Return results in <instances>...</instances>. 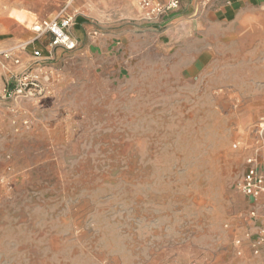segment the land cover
I'll return each mask as SVG.
<instances>
[{
    "label": "rangeland",
    "instance_id": "1",
    "mask_svg": "<svg viewBox=\"0 0 264 264\" xmlns=\"http://www.w3.org/2000/svg\"><path fill=\"white\" fill-rule=\"evenodd\" d=\"M92 1L18 0L14 16L31 30L34 10L76 23ZM95 8L78 48L35 59L72 78L79 111L59 161L35 174L50 176V193L20 216L36 239L24 227L16 246H0V264L217 263L251 210L236 187L246 162L264 166V88H226L219 64L184 73L150 30Z\"/></svg>",
    "mask_w": 264,
    "mask_h": 264
},
{
    "label": "crops",
    "instance_id": "2",
    "mask_svg": "<svg viewBox=\"0 0 264 264\" xmlns=\"http://www.w3.org/2000/svg\"><path fill=\"white\" fill-rule=\"evenodd\" d=\"M16 1H5L0 7V50L13 54L10 59L0 58V246H16L26 226L32 233L31 237L28 234L29 238L36 239L35 223L24 225L20 216H31L37 197L44 199L46 192L50 193V176L46 179L35 174L59 161V153L67 145L68 124L79 111L72 78L63 70L44 66L45 61H36L55 60L58 51L64 50L54 49L48 35H40L15 18ZM143 2H148L150 7L145 9ZM179 2V8L164 12L169 0H95L93 9L89 3L78 8L76 23L64 10L56 17L64 14L73 18L70 34L78 48L86 39L79 30L80 24L87 17L101 18L95 7L106 8L111 19L125 24L135 22L155 34L159 44L172 55L174 63L181 65L184 73L199 69L211 71L219 64L220 72L225 73L223 86L226 88H239V82L252 88H264V0ZM159 9L164 13L158 15ZM150 10H154L155 18L148 15ZM31 14L37 17L36 25L52 20L40 10ZM31 46L41 52L42 58L30 54ZM15 59L20 64H16ZM31 68L50 75L56 72L60 80L50 85L51 93L42 98H7L5 81L9 73H23ZM233 73L235 83L232 82ZM236 95L241 96L240 92ZM24 121L29 122L28 127L23 126ZM59 135L61 139L57 138ZM245 198L246 203L252 205V200ZM233 223V234L242 237L241 244L220 247L221 259L213 264H264V252L253 253L256 231L262 223L250 216ZM239 251L243 253L241 258H238Z\"/></svg>",
    "mask_w": 264,
    "mask_h": 264
},
{
    "label": "built area",
    "instance_id": "3",
    "mask_svg": "<svg viewBox=\"0 0 264 264\" xmlns=\"http://www.w3.org/2000/svg\"><path fill=\"white\" fill-rule=\"evenodd\" d=\"M179 0H169L165 11H170L179 8ZM143 6L149 8L148 2H143ZM163 9L157 10V14L164 13ZM148 15L155 18L154 10H150ZM73 26V18L64 14L52 20H46L34 27L35 31L40 35H48L50 37V45L54 49H62L64 51H73L77 48V42L70 34V29ZM0 56L5 59L13 57L12 51L0 52ZM34 57L39 59L42 57L40 51L34 52ZM16 64H20L18 59H15ZM50 74H45L42 70L29 69L23 73H9L5 81V96L9 99H24L31 100L42 98L47 91L50 93L49 86L53 83ZM24 127L29 126L28 121L23 122ZM237 190L244 196L252 200L249 216L252 219H258L262 224L257 228L256 241L253 247V253L260 255L264 252V166L257 157H251L246 162L245 171L238 179L236 184ZM240 245L241 241H237ZM242 251L238 252L241 256ZM195 264V263H192Z\"/></svg>",
    "mask_w": 264,
    "mask_h": 264
},
{
    "label": "bare ground",
    "instance_id": "4",
    "mask_svg": "<svg viewBox=\"0 0 264 264\" xmlns=\"http://www.w3.org/2000/svg\"><path fill=\"white\" fill-rule=\"evenodd\" d=\"M30 1V0H29ZM30 3V2H29ZM26 15V14H25ZM23 16H24V14H23ZM26 16H28V15H26ZM25 17V16H24Z\"/></svg>",
    "mask_w": 264,
    "mask_h": 264
}]
</instances>
